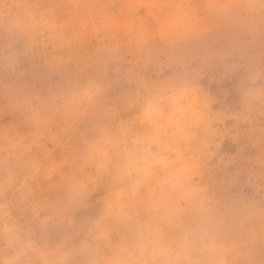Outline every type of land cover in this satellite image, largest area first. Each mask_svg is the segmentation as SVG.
Masks as SVG:
<instances>
[{
	"label": "clouds",
	"instance_id": "9594fccd",
	"mask_svg": "<svg viewBox=\"0 0 264 264\" xmlns=\"http://www.w3.org/2000/svg\"><path fill=\"white\" fill-rule=\"evenodd\" d=\"M0 264H264V0H0Z\"/></svg>",
	"mask_w": 264,
	"mask_h": 264
},
{
	"label": "rangeland",
	"instance_id": "374dc122",
	"mask_svg": "<svg viewBox=\"0 0 264 264\" xmlns=\"http://www.w3.org/2000/svg\"><path fill=\"white\" fill-rule=\"evenodd\" d=\"M144 14L145 9H139L138 15L144 16ZM221 43L227 45L228 43H230V40L227 37H224L221 39ZM38 63L39 61H32L31 63L24 65L25 80L30 83H34L37 87H43L46 84L51 83L52 81L57 79V77L55 76H53L51 79H46V74L44 73L43 69L34 67V65H37ZM113 95H115V92L113 93ZM223 150L228 154H234L236 151V146L231 145L229 142H226ZM253 154L254 153L249 152V155Z\"/></svg>",
	"mask_w": 264,
	"mask_h": 264
}]
</instances>
